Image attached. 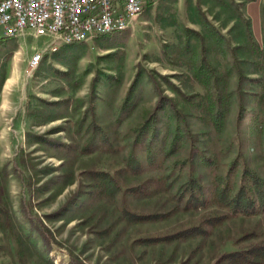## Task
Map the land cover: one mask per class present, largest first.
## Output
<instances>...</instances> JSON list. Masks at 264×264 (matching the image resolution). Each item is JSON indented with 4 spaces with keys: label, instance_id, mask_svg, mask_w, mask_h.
<instances>
[{
    "label": "rangeland",
    "instance_id": "rangeland-1",
    "mask_svg": "<svg viewBox=\"0 0 264 264\" xmlns=\"http://www.w3.org/2000/svg\"><path fill=\"white\" fill-rule=\"evenodd\" d=\"M143 7L122 33L58 42L33 72L30 57L53 37L5 38L0 27V264H219L221 255L264 241L263 213L230 218L206 238L140 243L196 226L222 213L217 206L127 221L126 210L166 214L176 206L188 169L174 163L190 150L186 140L166 156L177 119L212 161L194 162L203 186L227 181L235 192L244 166L264 182V0H143ZM160 97L169 103L157 113L154 141L136 148V128ZM92 123L111 147L83 155ZM132 151L140 175L125 168ZM150 178L163 179L156 185L168 184L166 192L125 193ZM250 233L256 237L239 241Z\"/></svg>",
    "mask_w": 264,
    "mask_h": 264
},
{
    "label": "trees",
    "instance_id": "trees-1",
    "mask_svg": "<svg viewBox=\"0 0 264 264\" xmlns=\"http://www.w3.org/2000/svg\"><path fill=\"white\" fill-rule=\"evenodd\" d=\"M128 98L129 95L124 101V107L125 104L126 107L129 106V103H127ZM163 101H167L169 103L167 98L160 97V100L157 102L152 113H150L136 128V136L133 142L134 147L137 148L144 145L147 149H150L155 138V126L158 121L157 113L158 111L164 109L165 106ZM170 106L172 107V111L178 117L179 113L174 109L173 105ZM130 107L131 106H129V108ZM223 109L224 108H219L218 112L214 114L213 122L216 127L220 126L221 124L222 114L224 113ZM91 126L93 133L88 138V142L81 150V154L83 155L94 153L99 146L111 147V144H109L107 137L102 132V129L96 123H92ZM181 128H186L185 123L181 125L177 119L171 147L166 154V156H169L178 152L182 148L184 141H189L190 150L188 156L185 159L174 163V167H177L180 172L185 168L188 169L187 180L178 186V189L174 194L176 206L170 212H166V214H137L135 212L126 210L125 217L128 222L146 223L158 221L159 219L164 218L168 214L170 215L179 209L183 211H195L204 210L210 206H217L222 210V213L206 216L198 225L185 228L166 236L141 239L140 243H174L183 242L187 241L188 239L198 237L206 238L213 228L221 225L230 218L236 216L250 217L264 213V182L253 170L247 166H244L243 168L240 186L235 192L232 185L227 181L225 183H221L220 181L216 180L211 186L207 188L203 186V184L200 182L199 176L194 174V162L198 161L201 164L208 166L209 164L211 165L212 161L204 155H200L201 152L196 148L192 136L188 132L181 133ZM146 139H148L147 142H145ZM148 157V163L153 165V162L155 161L151 159L152 156L150 155ZM158 167L160 168L161 166ZM125 168L133 175H140V173L143 171L142 164L137 160L133 151L129 155ZM94 177H98L101 179V181H106L104 177H99L97 174H95ZM160 180L163 179L150 178L142 184L126 188L125 193L137 196L139 198L151 197L154 194L160 193L161 191L164 192L168 187V184H166L164 188H158L156 183L159 184ZM36 230H39V232L42 233L46 245H49L50 242L46 235V231L38 227H36ZM254 237H256L255 233L246 234L242 236L239 241H248ZM217 262L219 264H264V241L250 244L244 249L225 253L219 257ZM71 264L84 263L74 260Z\"/></svg>",
    "mask_w": 264,
    "mask_h": 264
},
{
    "label": "built area",
    "instance_id": "built-area-1",
    "mask_svg": "<svg viewBox=\"0 0 264 264\" xmlns=\"http://www.w3.org/2000/svg\"><path fill=\"white\" fill-rule=\"evenodd\" d=\"M143 9V0H0V27L5 38L25 32L53 37L30 57L33 72L45 52L58 50V42L69 46L122 33Z\"/></svg>",
    "mask_w": 264,
    "mask_h": 264
}]
</instances>
